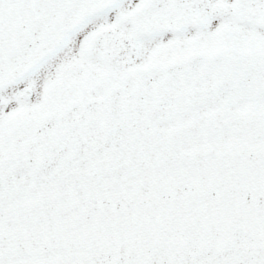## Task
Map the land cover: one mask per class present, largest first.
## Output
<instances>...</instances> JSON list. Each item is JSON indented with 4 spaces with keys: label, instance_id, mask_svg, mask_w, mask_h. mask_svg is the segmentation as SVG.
I'll return each instance as SVG.
<instances>
[{
    "label": "snow or ice",
    "instance_id": "1",
    "mask_svg": "<svg viewBox=\"0 0 264 264\" xmlns=\"http://www.w3.org/2000/svg\"><path fill=\"white\" fill-rule=\"evenodd\" d=\"M0 264H264V0H0Z\"/></svg>",
    "mask_w": 264,
    "mask_h": 264
}]
</instances>
